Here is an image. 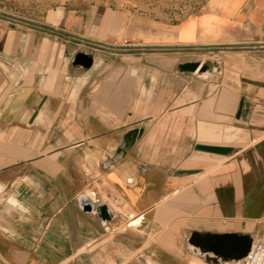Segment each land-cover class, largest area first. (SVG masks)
I'll list each match as a JSON object with an SVG mask.
<instances>
[{
	"label": "crops",
	"instance_id": "1",
	"mask_svg": "<svg viewBox=\"0 0 264 264\" xmlns=\"http://www.w3.org/2000/svg\"><path fill=\"white\" fill-rule=\"evenodd\" d=\"M94 21L84 29L65 10L62 28L1 19L0 264H159L150 236L241 233L264 215V0H205L175 22L118 31ZM211 44L242 49L244 70L178 71L195 61L184 51ZM241 96L247 121L234 117Z\"/></svg>",
	"mask_w": 264,
	"mask_h": 264
},
{
	"label": "rangeland",
	"instance_id": "2",
	"mask_svg": "<svg viewBox=\"0 0 264 264\" xmlns=\"http://www.w3.org/2000/svg\"><path fill=\"white\" fill-rule=\"evenodd\" d=\"M204 2L205 0H0V16L33 25L39 23L42 27L51 29V26L62 28L58 22L63 10L73 11L76 15L83 16L84 29H88L89 20L92 22L95 20L92 30L118 31L121 25L131 19L175 22L184 15L198 10ZM124 36L120 37V42L129 43L131 40ZM241 50L232 49L233 52L216 53L203 47H196L184 51L183 55L209 67L228 64L229 67L225 66V72L236 74L242 68L238 66L239 63L247 60L240 56ZM208 75L211 77L209 73ZM263 216L250 221L246 226H241L243 230L241 233L251 237L259 235L264 230ZM144 246L145 249L158 246L159 264H208V259L199 254L200 250L187 239L175 240L173 236L162 231L157 236H150Z\"/></svg>",
	"mask_w": 264,
	"mask_h": 264
},
{
	"label": "water",
	"instance_id": "3",
	"mask_svg": "<svg viewBox=\"0 0 264 264\" xmlns=\"http://www.w3.org/2000/svg\"><path fill=\"white\" fill-rule=\"evenodd\" d=\"M0 18L9 21L12 20L3 16H0ZM206 48L210 51H216L221 49L222 46L218 44H211ZM74 63L87 67L91 63V57L84 52H78L74 57ZM177 69L181 72L195 73H197L196 71H211V68L207 64H203L199 61L182 62L178 65ZM249 113L250 104L247 99H245V97L241 96L234 117L241 121H247L249 118ZM139 133L140 130L138 129H132L125 133L120 142V147L117 149L116 153H123L125 150H127L132 145ZM195 149L221 155H228L236 150L235 147L230 145H211L200 143L195 145ZM193 172H196V169L177 170V173ZM83 208L86 210H92L93 207L90 203L86 202L83 204ZM95 211L104 220L111 218V214L104 204L97 205ZM188 242L200 250L199 254H201L205 259H208V263H218L219 260L230 261L245 256L251 245V236L246 233L237 232L211 233L193 231L188 237Z\"/></svg>",
	"mask_w": 264,
	"mask_h": 264
},
{
	"label": "built area",
	"instance_id": "4",
	"mask_svg": "<svg viewBox=\"0 0 264 264\" xmlns=\"http://www.w3.org/2000/svg\"><path fill=\"white\" fill-rule=\"evenodd\" d=\"M223 262L209 264H224ZM227 264H264V230L259 235L251 237V245L245 256L230 260Z\"/></svg>",
	"mask_w": 264,
	"mask_h": 264
},
{
	"label": "bare ground",
	"instance_id": "5",
	"mask_svg": "<svg viewBox=\"0 0 264 264\" xmlns=\"http://www.w3.org/2000/svg\"><path fill=\"white\" fill-rule=\"evenodd\" d=\"M199 75H202V76H205V75H207L208 74V71H204V72H198V71H196ZM224 264H227L228 263V261L227 262H223ZM209 264V263H208Z\"/></svg>",
	"mask_w": 264,
	"mask_h": 264
}]
</instances>
